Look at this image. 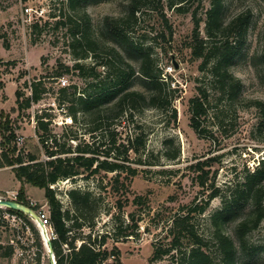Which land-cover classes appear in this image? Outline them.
I'll list each match as a JSON object with an SVG mask.
<instances>
[{"label":"rangeland","instance_id":"obj_1","mask_svg":"<svg viewBox=\"0 0 264 264\" xmlns=\"http://www.w3.org/2000/svg\"><path fill=\"white\" fill-rule=\"evenodd\" d=\"M129 2L93 0L87 5L92 28L97 34L102 33L101 36L107 42L114 44L106 30L105 18L126 14ZM186 4L190 10L179 12L165 4L156 8V4L150 1L137 13V19L129 31L135 44L149 48L163 70L162 77L171 82V87L176 88L174 106L178 116L173 119L169 113L152 107L135 112L134 124H140L147 136L143 158L148 160L139 163L136 161L137 156L132 154L134 159L131 165L138 169V173L129 182L127 193L124 188L113 190L114 172H101L89 179L77 177L60 180L52 185L63 209L70 210L74 215L69 190L79 188L91 191L89 207L84 210V214L93 216V225L87 226L86 223L81 229L75 228V243L79 245L83 239L88 241L89 236L93 239L98 237L99 241L100 235L109 233L104 246L109 250L117 247L123 264H178L173 262L170 255L156 261L150 258L156 246H167L171 242L173 236L170 228L174 216L184 213L182 207L204 202L213 185L220 188V195L210 201L204 213H193L191 219L198 232L207 240L211 239L214 231L211 215L224 207L229 187L242 180L247 170H254L264 155V117L256 106L241 108L236 103V112L233 107L226 110V106H223L226 119L220 129L212 118L208 119L207 126L212 129L216 142L213 138L198 135L190 125L189 99L197 94V86L203 76L199 69L202 59L193 57L190 46L195 30L194 11L201 18L200 37L206 39V11L211 0H188ZM26 7L32 8L30 14L26 13ZM246 10H251L252 18L246 42L231 70L242 79L245 99L258 98L264 102V65L260 58L264 43V0H224L223 21L227 23ZM64 12H68L66 0H0V140L6 141L2 127L8 120L17 138H23L21 150L36 153L41 158H45L46 154L36 134L38 115L48 113L47 120H50L52 133L61 140H65L62 138L64 134L84 136L82 138L87 141L90 139L83 123H66L70 117L67 100L73 91L71 87L76 85L80 92L86 88L92 90L88 86L92 77L80 76L73 66L77 61L86 66L94 63L91 56L77 58L76 53L81 47L76 45L74 48L71 44L73 31H76L74 26H57L56 21L62 19L60 15ZM35 23L38 27L34 26ZM121 50L125 58L139 70L140 60L137 55ZM63 65L70 66L71 70L61 75L69 91L65 97L66 102L60 106L59 91L60 86L64 85L56 77V71L63 69ZM96 70L101 77L108 73L103 66ZM40 79L46 87L41 99L32 102L27 109H18L16 91L19 90L24 97L29 96L30 84ZM134 124L130 123L128 128L132 129ZM116 126L123 130L121 125ZM168 138L173 140L169 144V152L173 153L177 147L180 148V155L175 160L162 154L164 142ZM73 146H76V142ZM210 156H215L216 161L211 166H204L209 173L205 186H202L197 179L201 171H195L190 164ZM1 163L0 158V188L21 191L27 206L31 207L33 201L49 209L42 187L20 182L12 167L1 166ZM123 176L124 173L119 181L128 182ZM0 196L9 198L4 190L0 191ZM138 196L140 199L134 201ZM243 214L239 213L226 225V231L235 240V226ZM28 218L33 222L30 215ZM116 223L122 224L124 229L127 227V233L132 235L116 238ZM11 237L13 234L10 229L0 228V244L7 246ZM35 238L43 246L44 259L41 258V264H52L39 232ZM247 240L258 251L248 256L239 250L238 264H264V219L258 228L247 234ZM35 261H38L37 257L32 260L28 251L18 258L4 257L0 251V264H33ZM107 262L112 264L114 258Z\"/></svg>","mask_w":264,"mask_h":264},{"label":"trees","instance_id":"obj_2","mask_svg":"<svg viewBox=\"0 0 264 264\" xmlns=\"http://www.w3.org/2000/svg\"><path fill=\"white\" fill-rule=\"evenodd\" d=\"M91 1L93 0H66L68 12L60 15L62 19L56 21L57 26H74L76 31H73L71 44L74 48L76 45L81 47L76 53L77 58H93L92 66H86L80 61L75 62L73 66L80 76L92 77L88 83L92 90L86 88L80 92L77 91V86L73 85L71 97L67 100L70 117L74 123H83L85 133L90 139L87 141L82 138L84 136L80 138L77 134H64L62 138L65 140H61L52 133L50 120H47L48 113H45L36 116V134L45 150V158L18 148L17 135L8 120L2 127L6 141L0 140L1 166L12 167L20 182H27L45 190L50 219L57 233V239L52 241L57 264H100L110 258H114L112 264L123 262L117 247L109 250L104 246L109 233L100 235L99 241L98 237L93 239L89 236L88 241L83 239L79 245L75 243L77 236L73 234V230L83 228L86 223L87 226L93 225V216L84 214V210L89 207L91 191L79 188L69 190L74 215L70 210L63 209V204L57 198L52 185L60 180L77 177L89 179L101 172H114L116 176L112 183L113 190L124 188L127 193L129 182L138 173V169L131 165L134 159L132 154L137 156L136 161L139 163L148 160L143 158L147 136L140 124H134L135 112L152 107L169 113L173 119L178 116L174 106L176 88L171 87V82L162 77L163 70L158 66L149 48L135 44L129 31L137 19V13L148 2L155 3L156 8L165 4L179 12H186L190 10V6L186 4L188 0H130L126 14L105 18L106 30L114 44L104 40L101 36L103 34H97L92 28L86 11ZM223 11L224 0H211V5L206 11V39L200 37L201 18L194 11L195 30L190 43L193 57L202 59L199 69L203 72L197 86V94L189 99L190 125L198 135L213 138L214 142L217 138L214 137L212 129L208 128L206 121L212 118L217 128H222L226 119L223 106H226V110L235 108L234 112L237 110L236 103L241 108L256 106L264 117V102L258 98L245 99L242 79L231 70L234 60L240 55L246 42L252 18L251 10L239 13L227 23L223 21ZM34 26L38 27V24L35 23ZM121 49L130 55H137L140 60L139 70L125 58ZM260 58L264 65V43ZM99 66L107 68L106 76L101 77V74L96 72ZM62 67L63 69L56 71L58 79L64 72L71 70L70 66ZM65 86L66 84L60 86V106L66 102L65 97L69 91ZM30 89L31 94L26 97L19 90L16 91L18 109L29 108L32 102L39 101L46 92L41 79L31 83ZM122 118L124 120H120ZM130 123L134 124L132 129L128 128ZM117 124L121 125L123 130H119ZM74 142L76 146H73ZM170 143H173L172 139L165 140L162 154L170 160H175L180 155V148L177 147L171 153ZM215 161L216 157L210 156L190 164L195 171H201L197 174L200 185L205 186L209 173L204 166H211ZM123 173L128 182L119 181ZM18 193V202L25 204L24 195L21 191ZM219 195L220 188L212 185L204 202L192 207H182L184 213L174 216L172 221L171 242L167 246H156L151 261L170 255L173 262L178 264H238L239 250L253 256L258 248L248 244L247 234L258 228L264 219V155L254 170H247L242 180L229 187L224 207L211 215L214 231L212 238L207 240L198 232L191 219L193 213H204L210 201ZM139 199L140 196L134 201ZM31 207L36 210L40 205L37 203ZM16 212L24 214L21 211ZM241 212L244 214L235 226V240L226 231V225ZM30 224L38 235L34 223L30 221ZM126 229L127 227L124 229L122 224L116 223L115 237L132 235L127 233ZM37 243L43 249L39 240ZM0 251L8 258L14 253L10 245L0 244Z\"/></svg>","mask_w":264,"mask_h":264},{"label":"built area","instance_id":"obj_3","mask_svg":"<svg viewBox=\"0 0 264 264\" xmlns=\"http://www.w3.org/2000/svg\"><path fill=\"white\" fill-rule=\"evenodd\" d=\"M32 8L26 7L25 11L26 13L30 14ZM60 82H62V85L66 84V80L64 77L59 79ZM72 117H69L66 119V123L70 124L72 123ZM18 148L21 149L24 141L21 136L16 137ZM46 157V156H45ZM9 195L7 197L0 196V198L4 199H18L19 193L16 191H6ZM12 197V198H10ZM18 201V200H17ZM37 203L31 202V205H36ZM36 214L38 219H34L31 216V219L37 226V230L39 232V235L43 241V244L46 248L47 253L48 251V242L53 241L57 239V233L54 230V227L52 225V221L50 219V210L43 207H39L36 209ZM0 228L3 229H10L13 237L10 238L7 245H10L14 249L13 256L14 258L22 257L25 255L26 251L30 253L33 257H37L38 261H35L33 264H41V258L44 259V252L42 253V248L39 247L37 240L35 238L36 234L34 233V230L31 227L30 219L28 218L27 214H20L16 211L11 210L10 208L6 206H0ZM47 237V238H46ZM12 256V257H13ZM11 257V258H12ZM14 264H17L14 262ZM100 264H108L107 260L101 262Z\"/></svg>","mask_w":264,"mask_h":264},{"label":"water","instance_id":"obj_4","mask_svg":"<svg viewBox=\"0 0 264 264\" xmlns=\"http://www.w3.org/2000/svg\"><path fill=\"white\" fill-rule=\"evenodd\" d=\"M175 65L176 67H178V64L176 62H175ZM0 206H6L10 209L21 211L24 214L32 216V218L34 219H38L37 214L32 207L27 206L26 204L22 202H18L17 200L0 198ZM48 251H49L50 258H51V263L57 264L51 241L48 242Z\"/></svg>","mask_w":264,"mask_h":264},{"label":"crops","instance_id":"obj_5","mask_svg":"<svg viewBox=\"0 0 264 264\" xmlns=\"http://www.w3.org/2000/svg\"><path fill=\"white\" fill-rule=\"evenodd\" d=\"M3 190L6 192V191H9L10 189H5V188L2 189V188H0V191H3Z\"/></svg>","mask_w":264,"mask_h":264},{"label":"bare ground","instance_id":"obj_6","mask_svg":"<svg viewBox=\"0 0 264 264\" xmlns=\"http://www.w3.org/2000/svg\"><path fill=\"white\" fill-rule=\"evenodd\" d=\"M47 238V237H46Z\"/></svg>","mask_w":264,"mask_h":264}]
</instances>
